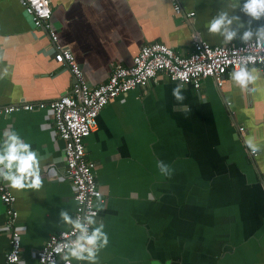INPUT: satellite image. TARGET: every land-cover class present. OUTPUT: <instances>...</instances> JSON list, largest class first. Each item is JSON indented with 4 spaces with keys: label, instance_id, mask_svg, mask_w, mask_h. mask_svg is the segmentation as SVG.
I'll return each mask as SVG.
<instances>
[{
    "label": "crops",
    "instance_id": "0c3cea01",
    "mask_svg": "<svg viewBox=\"0 0 264 264\" xmlns=\"http://www.w3.org/2000/svg\"><path fill=\"white\" fill-rule=\"evenodd\" d=\"M178 1L180 14L172 0L50 3L58 43L72 50L87 82L97 85L115 65H131L148 43L186 55L197 32L211 45H225L206 27L221 9L246 25L250 19L233 10L236 0ZM261 24L264 18L252 28ZM53 46L19 0H0V68L9 70L0 79V105L50 101L71 88V74L54 61ZM248 67L260 70L253 92L235 86L230 73L220 88L208 77L199 89L185 85L182 105L188 110L181 111L172 95L178 84L159 73L99 112L85 139L104 196L96 219L109 238L98 264H264V68ZM239 126L244 131L237 138ZM5 128L18 132L40 157L41 189L9 187L21 229V263L38 264L36 251L48 236L69 226L60 211L72 216L75 207L73 185L64 176V141L46 109L0 117V138ZM248 138L261 145L256 156L245 145ZM157 161L170 166L171 176L160 174ZM4 218L0 201V264H7L9 249Z\"/></svg>",
    "mask_w": 264,
    "mask_h": 264
},
{
    "label": "built area",
    "instance_id": "2783aa9c",
    "mask_svg": "<svg viewBox=\"0 0 264 264\" xmlns=\"http://www.w3.org/2000/svg\"><path fill=\"white\" fill-rule=\"evenodd\" d=\"M37 29H44L54 47V61L68 69L72 78L71 88L50 101L33 102L26 99L0 105V117L10 116L21 111L46 109L57 136L64 141V176L73 185L75 207L72 217L83 216L86 212H96L103 193L96 182L93 160L86 157L85 139L97 127L99 112L117 96L128 91L145 87L159 73H164L177 84L183 83L195 89L201 87L202 81L212 78L217 87H221L225 76L241 62V58L251 56L253 61L248 66L264 68V45L255 41L250 45L239 42L229 45H211L203 40L197 32L191 34L190 52L186 55L177 53L173 48L161 42L142 45L129 66L115 65L108 79L97 85H91L85 79L83 71L72 50L58 43V31L55 25L50 0H19ZM176 14L183 12L178 0H172ZM194 12L187 13L192 17ZM244 127H238L240 138ZM251 153V152H250ZM252 156L256 154L251 153ZM96 193H101L98 199ZM79 198V199H78ZM15 195L6 184H0V201L5 205V218L2 230L7 233L9 249L5 254L7 264H22L21 229L17 224ZM96 215V217H97ZM72 228L68 226L48 236L45 243L36 251L38 264H64L60 254L55 252L57 246L75 239ZM64 233V235H62ZM15 259H10V257ZM71 264H76L73 261Z\"/></svg>",
    "mask_w": 264,
    "mask_h": 264
},
{
    "label": "clouds",
    "instance_id": "9594fccd",
    "mask_svg": "<svg viewBox=\"0 0 264 264\" xmlns=\"http://www.w3.org/2000/svg\"><path fill=\"white\" fill-rule=\"evenodd\" d=\"M236 8H240V11L250 18L247 25L241 21L239 16L221 9L206 25L207 31L222 37L225 45L237 39L244 45H250L253 41L257 45H264V24L255 29L252 28L253 21H260L264 18V0H243L242 6L239 0H236L233 10ZM2 60L3 57L0 56V61ZM253 60L251 56L241 58V62L230 73L232 82L242 91H255V88L250 86L255 85L260 79V70L248 67V63ZM8 74L7 66L0 68V79H4ZM184 87L185 85L181 83L172 91L173 97L181 105L179 108L181 111L188 110L187 106L182 105L185 99L182 94ZM245 145L253 154L262 150L261 145L257 144L254 138L246 139ZM156 166L162 176H171L172 169L169 165L163 161H157ZM0 180L7 182L8 187L17 191L25 189L38 191L43 186L38 153L33 150L30 143L11 128H5L0 138ZM96 195L98 199L101 198V193H96ZM102 204L101 200V203L97 205L98 209L102 210ZM96 215V212H86L83 216H77L74 219L68 210L60 211V220L63 224L71 226L72 235L75 236V239H70L55 249L64 264H71L72 260L86 262V264H98L99 253L108 246L109 238L104 231L103 222H98ZM10 259H15V257H10ZM51 264H56V262L53 260Z\"/></svg>",
    "mask_w": 264,
    "mask_h": 264
}]
</instances>
